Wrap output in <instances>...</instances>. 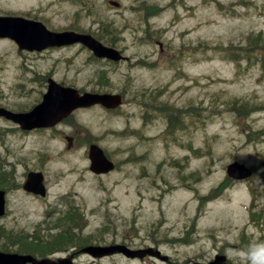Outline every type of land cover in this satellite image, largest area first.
Returning a JSON list of instances; mask_svg holds the SVG:
<instances>
[{
    "label": "rangeland",
    "instance_id": "1",
    "mask_svg": "<svg viewBox=\"0 0 264 264\" xmlns=\"http://www.w3.org/2000/svg\"><path fill=\"white\" fill-rule=\"evenodd\" d=\"M63 1L0 0V13H36L67 28L76 23L71 15L77 8ZM88 5L93 11L77 23L123 50L127 63L97 61L81 47L28 53L0 40V107L30 111L49 78L83 91L125 95L117 110H79L45 133L24 135L0 118V162L7 165L0 177L11 178L0 243L16 246L10 249L15 253L17 238L46 240L56 234L50 230L56 211L67 215L59 221L64 223L77 210L84 217L74 222H87L76 236L79 244L116 239L140 249L155 239L173 257L171 264L208 262L217 254L239 264L238 250L264 243V0ZM158 42L170 56L160 54ZM146 59L156 67L140 68ZM171 116L177 119L167 131ZM66 137L73 138L70 148ZM88 140L110 154L116 171L97 176L89 170ZM234 161L255 167V178L232 182L226 169ZM30 170L46 175V199L19 189ZM49 247L57 251L48 255L52 259L73 250L70 244ZM74 264L164 263L82 255Z\"/></svg>",
    "mask_w": 264,
    "mask_h": 264
},
{
    "label": "water",
    "instance_id": "2",
    "mask_svg": "<svg viewBox=\"0 0 264 264\" xmlns=\"http://www.w3.org/2000/svg\"><path fill=\"white\" fill-rule=\"evenodd\" d=\"M35 24L36 23L33 22L17 20L16 22H12L8 25L9 33H6L5 35H9L15 39L21 50L42 51L48 47L63 46L81 42L88 45L95 52V54L100 57H108L114 60H119L121 58L117 51L103 46L96 40L85 39H93L92 37L81 36L73 32L56 34L49 32L44 27L41 28L40 26H33ZM51 87H54L60 95L64 91L62 97L57 96L54 92V88H52L50 93L45 96L44 102L31 113L13 114L0 108V115L6 116L7 118L19 123L23 129L31 130L39 127L54 126L58 121L62 120L78 107H88L97 103H101L107 107H115L122 103V97L120 95L113 96L87 93L80 97L78 92L73 89H63L59 86ZM90 157L93 162L92 169L97 173L109 172L114 167V165L105 157L104 152L96 145L91 146ZM228 174L236 179H244L251 175V170L246 168L245 165L236 162L228 167ZM42 182L43 175L41 173L33 174V178L28 181L26 188L29 191L40 192L42 195H45ZM4 205V192H0V216L4 213ZM81 252H87L94 257H103L119 252L124 253L128 257L142 258L145 254L150 253V250L133 251L125 246H111L87 247ZM162 259L167 261L168 257H162ZM224 260L225 257L218 256L217 259L210 264H222ZM27 263L72 264V257L69 259H60L58 261H52L50 259L37 260L32 256L0 252V264Z\"/></svg>",
    "mask_w": 264,
    "mask_h": 264
},
{
    "label": "clouds",
    "instance_id": "3",
    "mask_svg": "<svg viewBox=\"0 0 264 264\" xmlns=\"http://www.w3.org/2000/svg\"><path fill=\"white\" fill-rule=\"evenodd\" d=\"M230 252L237 251L230 249ZM235 259L239 264H264V243L250 245L247 249L238 250Z\"/></svg>",
    "mask_w": 264,
    "mask_h": 264
},
{
    "label": "flooded vegetation",
    "instance_id": "4",
    "mask_svg": "<svg viewBox=\"0 0 264 264\" xmlns=\"http://www.w3.org/2000/svg\"><path fill=\"white\" fill-rule=\"evenodd\" d=\"M58 3H62V2H64L63 0H56ZM65 2H67V1H65ZM0 15H11V14H1L0 13ZM15 16H24V17H27V18H29V15H26V14H16ZM33 19H36V20H40V21H42L46 26H48L49 28H51V29H56V30H59V31H65L67 28H63V27H57L56 25H55V23L53 22V21H48L45 17H44V15H35V16H33L32 17ZM31 19V18H30Z\"/></svg>",
    "mask_w": 264,
    "mask_h": 264
},
{
    "label": "trees",
    "instance_id": "5",
    "mask_svg": "<svg viewBox=\"0 0 264 264\" xmlns=\"http://www.w3.org/2000/svg\"><path fill=\"white\" fill-rule=\"evenodd\" d=\"M261 40L264 41V39L262 37H261ZM247 58H249V54L247 55ZM82 217H83V214L82 213H78L77 216H76V218L74 220H76L77 218H81V220H82L83 219ZM82 229L83 228H80V230H82ZM58 240H59V242H57L58 243L57 244V248L60 249V248L64 247L65 245L62 244V242H61L60 239H58ZM65 241H67V240H65ZM0 248L2 250H9L8 248H4V246H2V245H0ZM42 251L43 252H47L48 250L46 248H42Z\"/></svg>",
    "mask_w": 264,
    "mask_h": 264
}]
</instances>
